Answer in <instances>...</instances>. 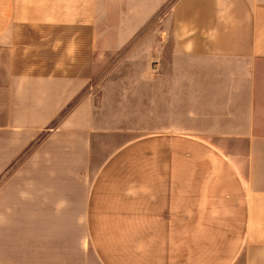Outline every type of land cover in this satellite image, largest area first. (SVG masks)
<instances>
[{
  "label": "crops",
  "instance_id": "0c3cea01",
  "mask_svg": "<svg viewBox=\"0 0 264 264\" xmlns=\"http://www.w3.org/2000/svg\"><path fill=\"white\" fill-rule=\"evenodd\" d=\"M103 2L0 0V264H264V0H174L98 103L168 0Z\"/></svg>",
  "mask_w": 264,
  "mask_h": 264
},
{
  "label": "rangeland",
  "instance_id": "374dc122",
  "mask_svg": "<svg viewBox=\"0 0 264 264\" xmlns=\"http://www.w3.org/2000/svg\"><path fill=\"white\" fill-rule=\"evenodd\" d=\"M115 1L118 2L120 16L123 15L125 17L126 15H131L133 19L139 18L138 14L144 7L152 9L154 4L159 2V0H104V20L110 19L111 9H114V5L116 3ZM173 1L174 0H168L166 6L163 7L162 11L160 12L159 10L144 26L139 27V21L135 22V33L129 39V42H131L132 45H125V47L120 50L95 51L94 58L99 60V65L97 67L98 70L96 72V79L94 80V87L92 88V90H90V92L93 93L94 96H96V101L98 103L100 98H102V91L100 90L99 86L101 84H109L108 81H102L105 80L107 75L111 74L116 69L119 61L128 57H132L133 55L136 58L141 57V55L138 54L141 53V44L143 42V39L145 37H148L147 33H152L151 40L157 41L160 18L161 16H163L164 12H166V10L170 8ZM144 2H146V4H144ZM155 52L157 54V51ZM153 54L154 52L152 53V58H154ZM154 65L157 64L155 62H152V70L157 68L154 67Z\"/></svg>",
  "mask_w": 264,
  "mask_h": 264
}]
</instances>
